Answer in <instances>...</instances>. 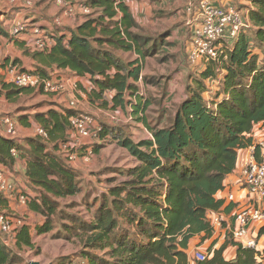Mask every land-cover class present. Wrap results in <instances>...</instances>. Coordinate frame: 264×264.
<instances>
[{
  "label": "trees",
  "instance_id": "trees-1",
  "mask_svg": "<svg viewBox=\"0 0 264 264\" xmlns=\"http://www.w3.org/2000/svg\"><path fill=\"white\" fill-rule=\"evenodd\" d=\"M117 1L81 0L93 10L92 14H80L83 21L70 26L63 21L58 24V17L54 18V36H50L43 27L32 26L26 21H21L26 28L18 35L13 33L17 21L9 33L0 24V33L13 39L22 34L34 37L29 42L24 41L23 46L29 58L36 62V70L18 68L17 72L63 80L65 76L58 73L50 75V71H69L90 82L93 99L100 101L106 93H112L111 101L104 103L105 107L112 105L110 111H127L130 104L128 94L137 92V83L146 80L142 76L144 61L154 58L159 52L166 53L170 46L179 50L181 43L176 34L184 33L186 37L188 29H183L181 34L175 29L147 34L126 1L120 0L118 4ZM148 1L150 5H156L171 0ZM175 1L180 4L179 13H184L189 0ZM214 1L224 4L223 0ZM246 1L248 4L239 2L235 6L248 12L249 28L235 41L217 92L207 82L217 78L216 68L201 67L198 76L190 80L186 96L175 111L169 108L165 112L167 124L149 127L152 140L136 143L126 135L125 128H118L113 123L100 124L96 120L97 127L91 125V129L97 135L93 133L84 138L75 131L71 119L86 113L81 106L71 108L69 101H65V105L55 103V108L34 115L35 123L47 137L36 133L20 140L18 136H7L4 133L6 129L1 130L0 164L13 168L17 159L26 161L27 177L37 195L32 197L28 191L18 195L15 187L12 194H2L0 214H3L2 207L10 195L18 202L21 195H27L30 197L27 206L46 219L44 224L36 225L33 232L38 235L49 233L53 230L59 200L81 193L75 166L80 159L76 164L70 163L65 158L63 146L78 145L79 153L81 143L76 142L74 136L85 141V145L95 143L97 151L102 143L96 142H117L137 160L138 166L128 171L125 182L110 188L109 194L102 197L103 203L96 211L94 221H78L69 215L72 224L62 226L67 232L66 239L81 238L84 246L82 256L88 264H190L187 250L191 239L203 234L207 240L215 234L213 217L209 218V214L223 207L224 201L217 198V194L225 188L227 178L236 170L239 155L256 146L255 158L259 161L261 157L259 144L264 140L256 143L254 131L258 126L264 128V0ZM26 2L23 0L24 5ZM194 3L197 4L196 0ZM40 4L41 1L36 0L35 6ZM154 13L161 18L169 15L166 11L154 10ZM36 28L40 35L35 33ZM171 36L174 40L168 43ZM37 40L45 43L44 49L36 46ZM119 52L132 53L137 60L126 62ZM179 56H182L183 63L188 61L186 49L184 53L179 52ZM2 90L0 95L7 91L10 98L36 89L20 88L10 82L4 83ZM206 92L211 93L212 102L206 99ZM142 104L137 106L136 116ZM5 117L15 122L18 133L17 121L11 116ZM138 120L146 123L143 118ZM13 149L18 152L16 157L12 155ZM229 202L234 206L233 201ZM122 221L135 227L136 233L117 231ZM260 235H264V227L260 228ZM225 242L220 249H215L216 243H213L208 250L207 261L197 264H264L260 261L262 254L257 250L258 243L256 249H248L230 240L229 236ZM229 245L237 247L233 260L224 257ZM27 249H34L29 226L18 227L12 235L0 230V264H18L22 261L18 251ZM105 249H109L110 259L91 254Z\"/></svg>",
  "mask_w": 264,
  "mask_h": 264
},
{
  "label": "rangeland",
  "instance_id": "rangeland-1",
  "mask_svg": "<svg viewBox=\"0 0 264 264\" xmlns=\"http://www.w3.org/2000/svg\"><path fill=\"white\" fill-rule=\"evenodd\" d=\"M27 1L32 3L31 7H34L36 0ZM125 1L138 19V22L147 31V34H153L155 31H172L174 29L181 34V31L186 28V20L183 18L185 15L183 12L179 13L178 5L180 4L175 0L165 1V3H158L156 5H150L148 0ZM241 1L230 0L231 4L236 6ZM244 1L245 4H248L246 0ZM50 3L54 4L55 1L50 0ZM56 6L54 5V7ZM60 9L62 12L57 17L63 18L64 10L62 8ZM154 10L166 11L169 15L163 18L157 17ZM56 14L57 12L53 17ZM75 18H77V15ZM73 19L68 18L67 21L71 22ZM77 22H79V19L72 21L71 24L65 25L70 26ZM176 35L178 41L181 43L178 46L179 50L170 46L167 48L166 53L159 52L154 58L150 57L144 61L142 76L146 80H141L137 83V92L133 95L128 94L127 99L130 104L127 111L120 109L110 111L112 108L111 104L110 108L104 106L105 102L108 103L112 99L113 94L110 92L106 93L100 101L93 99V96H91L92 89L89 84L90 82L84 80L79 91L81 90L85 102L76 94L75 97H78L81 101V108L83 110L85 109L86 115L98 121L100 124L108 123L111 125L114 124L118 128H125L126 135L136 143L143 140H152V133L149 127L156 128L167 124L164 121L166 120L165 112L169 108L170 111H175L176 106L186 96L190 80L197 77L201 70L199 66L197 69H194L195 67L193 65L181 61L182 56H179V52H185V37L184 33L182 35ZM170 40L173 41L174 37H169L168 43ZM118 54L126 62L137 60V56L132 53L119 52ZM218 76L221 78L222 73L217 75V78L207 80L212 90L216 92L220 85L217 82ZM161 88L163 89L162 91H160ZM205 95L207 97L206 99L212 102L211 93L206 92ZM142 102L143 104L140 106L138 115L136 116L134 114L136 108ZM59 103L60 105H65L66 102L62 100ZM144 103H147V105ZM23 104L25 106L34 105L33 102H25ZM117 113L120 114L116 115ZM113 118L117 120H113ZM139 118H143L146 123L140 122L138 120ZM17 136L19 137V131ZM74 140L79 144L81 143L79 146L80 161L75 165L79 176L81 193L73 198L59 200L58 212L53 219V230L51 229L49 233L43 235H38L33 232L34 249L18 251L22 258V261L18 262V264H30L33 261L41 264H88V260L82 256L84 246L81 238L74 237L72 241H68L66 239L67 232L62 229V226L64 224H72V221L69 220V215H72L78 221L87 220L89 223L94 221L96 211L103 203L102 197L109 194L110 188L117 187L125 182L128 179V171L138 166L137 160L127 150L121 148L117 142L110 143L108 140L96 142V144L102 143V147L97 151L95 149V143L90 145L87 143L85 145V141L78 136H74ZM254 147L253 149L251 148V151L254 150ZM251 156L252 153L242 152L238 160L243 158L247 161ZM83 158H87V160H83ZM233 201L239 204L240 207H243V205L247 204V197L237 199L235 195ZM239 206L236 208H239ZM63 216H65L64 219ZM45 221L46 219H43L42 224ZM36 225L40 224L38 223ZM79 226L80 224L77 225V227ZM128 230L131 234L136 233L135 227L126 221H122V226L117 231ZM58 236L60 238H57ZM10 244L12 245V243ZM108 252L109 249H105L97 250L96 253L91 254L110 259V256L107 254Z\"/></svg>",
  "mask_w": 264,
  "mask_h": 264
},
{
  "label": "built area",
  "instance_id": "built-area-1",
  "mask_svg": "<svg viewBox=\"0 0 264 264\" xmlns=\"http://www.w3.org/2000/svg\"><path fill=\"white\" fill-rule=\"evenodd\" d=\"M18 0H11L13 4ZM120 2V0L117 1ZM189 0L186 4L183 18H185V26L188 29V36L185 37V49L187 55V62L196 67L207 68L213 66L218 75L222 73L221 78L218 76L217 82L221 84L226 70H224L225 63L229 60L230 53L234 50V43L239 37L246 33L249 28L248 12L241 11L235 5L224 7L215 3L214 0ZM27 7H31L32 3L29 1L25 3ZM57 6L64 10V15L68 18H75L80 14L88 16L93 10L81 3V0H57ZM182 18V19H183ZM60 24V19H57ZM26 28L23 22H18L16 28L13 29L14 35L22 33ZM35 33L40 35L41 32L36 28ZM36 46L44 49L45 43L42 40L35 42ZM11 82L20 88H31L41 90L48 95H62L68 89V81L65 79H47L40 75L29 74L26 72H16L11 79ZM92 89V88H91ZM71 108L80 106V100L75 97L69 101ZM210 107V105H209ZM117 120L116 118H113ZM72 126L75 131L82 137L86 138L94 133L91 125L97 127L96 122L86 114H80L71 119ZM6 129L5 134L9 137H17V130L15 122L10 117H0V132ZM37 133L47 137L46 132L42 128L37 129ZM261 148V157L258 161L255 158V151L249 149L248 153L252 156L247 161L244 160V165L241 170V178L239 184L242 190L247 192V204L243 205L233 213L235 218L234 227L228 228L226 236L229 239L241 243L244 248L256 249L257 241L252 229L253 224H259L264 227V208L261 206L264 201V141L259 144ZM78 145L67 144L63 146L65 158L72 164L77 163L79 153L77 151ZM253 149V147H252ZM12 155H18L17 150H12ZM87 160V158L85 159ZM14 183L9 182L3 172L0 171V202L2 194L14 191ZM12 196V195H10ZM235 195L231 194L229 200L233 201ZM30 197L21 195L19 203L26 205ZM234 202V201H233ZM223 218L220 215H215L212 219V225L221 226ZM24 225L23 220L11 217L5 213L0 214V230L8 235L14 234L18 227ZM8 241V239H7ZM209 258L208 253L197 250L194 253V261L205 262Z\"/></svg>",
  "mask_w": 264,
  "mask_h": 264
},
{
  "label": "crops",
  "instance_id": "crops-1",
  "mask_svg": "<svg viewBox=\"0 0 264 264\" xmlns=\"http://www.w3.org/2000/svg\"><path fill=\"white\" fill-rule=\"evenodd\" d=\"M41 4L37 7L34 5L33 9H28L24 4L23 0H18L16 4H13L11 0H0V24L1 26L8 31L13 27V25L20 21H26L27 23L33 25H38L43 27L50 36H54L55 26L53 24V19L61 14V9L59 7H54L55 3H50V0H40ZM48 1V2H46ZM53 1V0H52ZM55 1V0H54ZM224 5H231L230 0H223ZM241 2L245 3L244 0ZM222 4V3H221ZM60 11V12H59ZM57 12L55 17L53 15ZM13 19V21H12ZM60 21H63V24H71L72 21L79 19L78 24L83 21V17L77 16L71 22L67 21L68 18L65 16L58 17ZM15 21V23H14ZM67 21V22H66ZM14 23V24H13ZM16 23V24H17ZM35 23V24H34ZM52 23V24H51ZM75 24V23H74ZM73 25V24H72ZM32 35L22 34L17 38H11L10 36L0 33V91L2 90V85L4 83L10 84L13 75L19 69L26 71H35L36 62L33 61L26 54L24 49L23 42H29L32 39ZM61 74L65 76V80L68 81V91L64 95L55 96L42 94L39 90H27V92L20 93L18 95L7 97V91L2 92L0 95V116H11L18 123L19 139L24 140L28 137L35 136L37 133V128L39 125L34 121V115L38 112L46 113L50 109L55 108L54 104L59 103L62 100L71 101L75 98V94L82 98L85 102L84 96L81 94V84H83V78H78L76 75L71 74L69 71L62 70H51L50 75ZM81 89V88H80ZM33 102V106H25L23 103ZM81 106V101H80ZM85 110V109H84ZM73 136V135H72ZM254 139L256 143L264 140V128L258 126L254 131ZM244 159L238 161L236 170L231 174L226 182L225 188L217 194V198L224 201L223 207L215 213H210L209 217H214L216 214L220 215L223 218L221 226H215V234L212 238L205 240L204 235H198L191 239L189 243V248L187 250L188 256L190 259V264H197L194 261V253L197 250L208 253V250L215 244V249H220L226 242V232L228 228L234 227L235 218L233 213L238 209L236 207L239 204H231L229 201V196L231 194L236 195V198L247 197V192L241 189L239 184L241 178V170L244 165ZM0 171L5 174L9 182L15 184L17 187V194L28 191L31 196H36V189L33 187L31 182L27 177V164L23 159H17L15 166L13 168H8L0 164ZM7 198L9 201L2 207L1 212L9 216H14L21 218L24 222V225L31 228V233L35 231L36 224H42L44 217L33 212L29 205H22L16 201V197L12 199V196ZM264 208V201L261 205ZM1 208V206H0ZM231 210L233 212L231 213ZM213 214V215H212ZM215 214V215H214ZM259 224H253L252 229L254 231V236L257 237L258 248L257 250L261 252L262 256L260 261L264 262V235H260ZM237 255V247L229 245L225 252L224 257L227 260H233Z\"/></svg>",
  "mask_w": 264,
  "mask_h": 264
},
{
  "label": "water",
  "instance_id": "water-1",
  "mask_svg": "<svg viewBox=\"0 0 264 264\" xmlns=\"http://www.w3.org/2000/svg\"><path fill=\"white\" fill-rule=\"evenodd\" d=\"M30 264H41V263L36 262V261H33V262H31Z\"/></svg>",
  "mask_w": 264,
  "mask_h": 264
},
{
  "label": "clouds",
  "instance_id": "clouds-1",
  "mask_svg": "<svg viewBox=\"0 0 264 264\" xmlns=\"http://www.w3.org/2000/svg\"><path fill=\"white\" fill-rule=\"evenodd\" d=\"M153 139V138H152Z\"/></svg>",
  "mask_w": 264,
  "mask_h": 264
}]
</instances>
